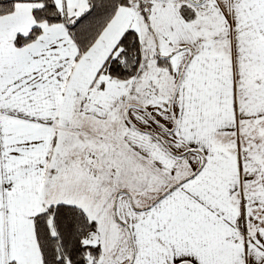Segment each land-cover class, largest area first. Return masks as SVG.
Listing matches in <instances>:
<instances>
[{
    "label": "snow or ice",
    "instance_id": "6c2138e0",
    "mask_svg": "<svg viewBox=\"0 0 264 264\" xmlns=\"http://www.w3.org/2000/svg\"><path fill=\"white\" fill-rule=\"evenodd\" d=\"M0 264H264V0H0Z\"/></svg>",
    "mask_w": 264,
    "mask_h": 264
}]
</instances>
